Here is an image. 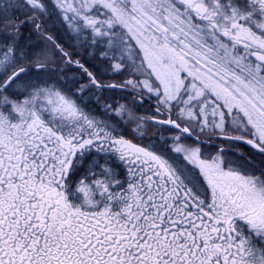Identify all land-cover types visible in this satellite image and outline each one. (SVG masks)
I'll return each instance as SVG.
<instances>
[{"label": "snow or ice", "instance_id": "6c2138e0", "mask_svg": "<svg viewBox=\"0 0 264 264\" xmlns=\"http://www.w3.org/2000/svg\"><path fill=\"white\" fill-rule=\"evenodd\" d=\"M0 264H264V0H0Z\"/></svg>", "mask_w": 264, "mask_h": 264}, {"label": "trees", "instance_id": "16d2710c", "mask_svg": "<svg viewBox=\"0 0 264 264\" xmlns=\"http://www.w3.org/2000/svg\"><path fill=\"white\" fill-rule=\"evenodd\" d=\"M105 95H113V94H111V93H105ZM114 95H115V97L117 99H119V96H120V93L119 92H116ZM121 102H123V101H121ZM146 102H148V101H146ZM150 110H151V107H150L149 102H148L146 104H143L140 107L139 112H140L141 115H147Z\"/></svg>", "mask_w": 264, "mask_h": 264}, {"label": "rangeland", "instance_id": "374dc122", "mask_svg": "<svg viewBox=\"0 0 264 264\" xmlns=\"http://www.w3.org/2000/svg\"><path fill=\"white\" fill-rule=\"evenodd\" d=\"M109 79H111V80H119L120 77L119 76H109ZM152 111L153 110L149 111L147 115H151Z\"/></svg>", "mask_w": 264, "mask_h": 264}]
</instances>
